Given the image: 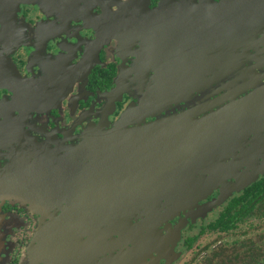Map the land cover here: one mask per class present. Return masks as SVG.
<instances>
[{
    "label": "flooded vegetation",
    "instance_id": "obj_1",
    "mask_svg": "<svg viewBox=\"0 0 264 264\" xmlns=\"http://www.w3.org/2000/svg\"><path fill=\"white\" fill-rule=\"evenodd\" d=\"M76 4L0 7V264H264V0Z\"/></svg>",
    "mask_w": 264,
    "mask_h": 264
},
{
    "label": "water",
    "instance_id": "obj_2",
    "mask_svg": "<svg viewBox=\"0 0 264 264\" xmlns=\"http://www.w3.org/2000/svg\"><path fill=\"white\" fill-rule=\"evenodd\" d=\"M65 2L66 0H0V7H2V5H4V8L6 10H8L9 8H12L15 5H18L19 3H26V4H34V5H39L41 7H45L47 5L53 4V5H59L61 4V2ZM81 1V0H69L70 4L73 6H77L76 2ZM151 0H124V3H130V4H138V5H142L145 3H150ZM10 65V64H9ZM11 66V65H10ZM8 69H10L9 67H6V76L9 75L8 73ZM130 116V113H126L122 116V120L121 123L124 124L125 121H127L128 117ZM128 140V138L122 137V140L117 139L116 141L118 143H123L121 144L123 147H125V142ZM89 141L92 143V141H95L93 136L89 138ZM108 142H110V140H108ZM113 144V142H112ZM151 145L147 146L150 147ZM155 146V145H153ZM139 147V146H138ZM145 145L140 146L139 148H144ZM93 148H95L92 144V146L90 147V149L92 150ZM145 175L147 173L151 174L152 171L151 170H143ZM138 172L137 170H133L132 172H125L122 171L121 169H116V171H113L112 169V178L115 177L116 182L112 184V216L116 215H120L122 214L121 212H128V211H132L134 209L135 206L137 207H141V208H147L149 206H155L154 209L158 206V205H149V204H137V203H128V202H121L119 200L118 197L120 196H125V193H123V184H124V180L129 177V176H134L135 177V173ZM147 176V175H146ZM150 177V176H147ZM131 179V177H130ZM116 186V187H115ZM126 195H130L129 193H126ZM137 195V194H136ZM116 196H118L117 198H115ZM153 209V210H154ZM123 215V214H122ZM123 218H119V217H112V222H114L115 220H122ZM151 221H149V223H154L155 219L150 217Z\"/></svg>",
    "mask_w": 264,
    "mask_h": 264
},
{
    "label": "rangeland",
    "instance_id": "obj_3",
    "mask_svg": "<svg viewBox=\"0 0 264 264\" xmlns=\"http://www.w3.org/2000/svg\"><path fill=\"white\" fill-rule=\"evenodd\" d=\"M48 6L49 7H52L54 5L53 4H50V5H47L45 7H48ZM257 177H258V174L255 173L253 170L250 171V172H248L247 174H245L243 176L242 179L238 180L237 183L232 184L229 187L228 195L229 194H232L233 192H235L238 189L243 188L244 187V184H246L247 181H249V180H256ZM225 196H226V194H225ZM215 216L212 218V220L215 218ZM148 227H149L150 233H152V229L151 228H153V224L152 223H149ZM246 230H250V232H251L250 233V236H252L251 239L255 243L254 247L255 248H258V249H264V222L261 221L260 224H258V223H250V224H248L246 227H244L242 229V231H244V232ZM154 237L157 238L156 236H154ZM244 238H245V236L240 235V236L236 237L235 239H244ZM233 249H234V252H236V253L239 251L238 248H233Z\"/></svg>",
    "mask_w": 264,
    "mask_h": 264
}]
</instances>
